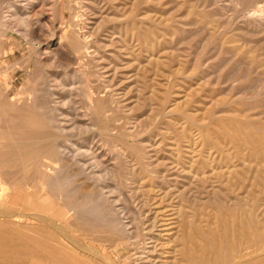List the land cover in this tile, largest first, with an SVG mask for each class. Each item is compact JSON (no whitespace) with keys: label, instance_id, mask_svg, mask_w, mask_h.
Returning <instances> with one entry per match:
<instances>
[{"label":"rangeland","instance_id":"rangeland-1","mask_svg":"<svg viewBox=\"0 0 264 264\" xmlns=\"http://www.w3.org/2000/svg\"><path fill=\"white\" fill-rule=\"evenodd\" d=\"M263 7L264 0H0V263L64 264L65 256L71 264H200L211 231L250 217L264 233V32L247 25ZM35 139L45 144L36 148ZM55 139L74 152L60 181H49L35 158ZM74 153L102 178L76 174ZM249 177L257 181L253 197L234 186ZM76 200L84 209L70 213L76 227L47 225L55 205ZM245 246L243 254L264 256L263 245Z\"/></svg>","mask_w":264,"mask_h":264},{"label":"bare ground","instance_id":"bare-ground-1","mask_svg":"<svg viewBox=\"0 0 264 264\" xmlns=\"http://www.w3.org/2000/svg\"><path fill=\"white\" fill-rule=\"evenodd\" d=\"M83 1V0H82ZM88 2H90V1H88ZM87 2V3H88ZM99 3V2H98ZM91 4V3H90ZM96 4V3H95ZM87 6H89V5H87ZM96 7V6H95ZM79 8H80V11H85L87 8H86V6H85V4H84V2H81V3H79ZM89 8V7H88ZM91 8V7H90ZM88 10V9H87ZM88 12H90V11H88ZM260 12V11H259ZM255 13V12H254ZM83 14H84V12H83ZM95 15V14H94ZM85 15H82L81 14V18H83ZM87 16V15H86ZM251 17V16H250ZM249 17V18H250ZM5 18H7V17H5ZM4 18V19H5ZM86 18V17H85ZM87 20H88V18H86ZM83 20V19H82ZM247 20V19H246ZM5 21V20H4ZM3 21V22H4ZM20 21V20H19ZM24 21H26V20H24ZM246 22V21H245ZM23 23H25V22H23ZM26 23H27V21H26ZM140 23V22H139ZM130 24V23H129ZM1 25V24H0ZM247 25L248 26H251V27H253V28H257V29H260L262 32H264V7L262 8V13H260V15H258V14H253L252 15V17L249 19V20H247ZM24 26V25H23ZM240 27V26H239ZM244 27V26H243ZM245 28V27H244ZM243 28V29H244ZM248 28V27H247ZM246 28V29H247ZM3 29V28H2ZM1 29V30H2ZM242 30V29H241ZM250 30V29H249ZM260 30H259V32H260ZM239 31H240V29H239ZM245 31H247V30H245ZM104 33V32H103ZM235 33V32H234ZM248 33V32H247ZM249 33H252L251 31L249 32ZM256 33V32H255ZM254 33V34H255ZM249 35V34H248ZM264 36V35H263ZM136 37V36H135ZM252 37V36H251ZM243 38V37H242ZM253 38V37H252ZM261 38V37H260ZM260 42V41H259ZM262 42V41H261ZM248 43V42H247ZM249 43H250V41H249ZM255 43H256V41H255ZM251 44V43H250ZM237 46H239V45H237ZM256 46H258L259 47V45H256ZM241 47H243V46H241ZM261 48V47H260ZM86 49V48H85ZM87 49H89V48H87ZM86 49V50H87ZM244 49H246V48H244ZM253 49V48H252ZM92 50H95V48L94 49H92ZM249 50V49H248ZM89 51V50H88ZM239 51V50H238ZM245 51V50H244ZM94 52H97L96 50L94 51ZM243 52V51H242ZM252 52H253V50H252ZM244 53H247V52H244ZM250 53V52H249ZM89 54H90V52H89ZM88 54V55H89ZM96 54V53H95ZM252 54V53H251ZM94 55V54H93ZM240 55H243V54H240ZM89 56H92V55H89ZM257 56V55H256ZM93 58V57H92ZM257 59V58H256ZM255 61V60H254ZM257 61V60H256ZM255 63V62H254ZM249 65H251V64H249ZM257 65V64H256ZM262 66H263V64H262ZM261 66V67H262ZM174 67V66H173ZM262 69V68H261ZM263 74V73H262ZM204 78V77H203ZM112 83V82H111ZM260 83V82H259ZM258 83V84H259ZM90 89V88H89ZM88 92V91H87ZM89 93V92H88ZM92 93V92H91ZM87 96V95H86ZM112 96V95H111ZM254 96V95H253ZM234 98V97H233ZM241 98H243V97H241ZM89 99H90V97H89ZM93 98L91 97V99H90V101L92 100ZM88 102V101H87ZM92 105V101H91V104H90V106ZM36 106V105H35ZM40 106V105H39ZM34 107V106H33ZM38 107V106H37ZM92 107V106H91ZM253 108V107H252ZM58 109V108H57ZM32 110V109H31ZM59 110V109H58ZM92 111V110H91ZM37 113V112H36ZM39 113H41V112H39ZM263 113V112H262ZM242 115V114H241ZM261 115V114H260ZM62 116V115H61ZM103 116V115H102ZM253 117H255V115L253 116ZM261 117V116H260ZM52 118V117H51ZM50 118V119H51ZM78 118V117H77ZM241 118V117H240ZM39 121V120H38ZM256 120H254V121H251V122H255ZM53 122V121H52ZM39 123V122H38ZM57 123H59V121H57ZM28 124V123H27ZM43 124V123H42ZM44 124H47V123H44ZM66 124V123H65ZM61 125V124H60ZM64 125V124H63ZM245 125H247V123L245 124ZM29 126V125H28ZM53 126V125H52ZM38 127V126H37ZM44 127V126H43ZM46 128V127H45ZM48 128V127H47ZM65 128H67V127H65ZM258 128V127H257ZM256 128V129H257ZM63 130H65L64 128H62ZM247 129V128H246ZM259 129V128H258ZM44 130V129H43ZM256 131V130H255ZM23 133V132H22ZM46 134V133H45ZM63 134V133H62ZM53 136V135H52ZM250 136V135H249ZM25 137V136H24ZM49 137V136H48ZM33 138V137H32ZM251 138V137H250ZM60 140H61V138H59ZM253 139V138H252ZM17 140V139H16ZM31 140V139H30ZM39 140H41V139H39ZM38 139H35L34 141H32V143H30L32 146H34V147H36V148H38V147H41V146H43L44 144H45V142H43V141H39ZM42 140H43V138H42ZM60 140H57V139H55V140H53L51 143H47L49 146H51V150L48 152L47 151V147H46V149H44L42 152H40V153H37V157L35 158V166H36V169H37V172H41L42 174H44L45 176H47V177H49V181H60L59 180V177H60V175H61V173H63V171L65 170V168H66V165L68 164H64L63 163V159H69L68 157H70V153H72V152H74V151H71L70 149H69V147L68 148H64L63 147V145H62V143L60 142ZM84 140V139H83ZM243 140V139H242ZM19 141H20V139H19ZM22 141V140H21ZM39 141V142H38ZM257 141V140H256ZM23 142V141H22ZM26 143H27V141H25ZM70 142V141H69ZM254 142V141H253ZM19 143V142H18ZM28 143V145L30 146V144ZM25 145V144H24ZM65 145H67L66 143H65ZM254 145V144H253ZM240 146V145H239ZM244 146V145H243ZM19 147V146H18ZM31 147V146H30ZM29 147V148H30ZM255 147V146H254ZM25 148V147H24ZM28 148V149H29ZM43 148H45V147H43ZM242 148V147H241ZM20 149V148H19ZM243 149V148H242ZM255 149V148H254ZM258 149V148H257ZM69 150V151H68ZM263 150V149H262ZM25 151V150H24ZM31 151V150H30ZM35 151V150H34ZM89 151V150H88ZM92 151V150H91ZM90 151V152H91ZM249 151H251V150H249ZM210 152V151H209ZM220 152V151H219ZM254 152V151H253ZM256 152V151H255ZM11 153V152H10ZM19 153V152H18ZM48 153L50 154L49 156H48ZM76 153H74V155H75ZM88 154V155H87ZM256 154H258V153H256ZM28 155H30V154H28ZM77 155V154H76ZM76 155L75 156H71L72 158V162H74V164L75 165H77V167H78V169H79V172L78 173H76V174H82V175H85L87 178V180L89 179H92V180H98V179H100V177L98 178V179H96L97 178V176H99V175H97L96 176V174L94 173V169H92V171H89L90 169V164H88V162H85V163H83L82 162V160L79 158V157H76ZM83 155H84V153H83ZM86 155L87 156H89V153H86ZM245 155V154H244ZM85 156V155H84ZM91 156H93V152L91 153ZM34 157V156H33ZM234 157V156H233ZM248 157V156H247ZM252 157V156H251ZM94 158V157H93ZM97 158H95V159H93V160H96ZM240 159V158H239ZM243 159V158H242ZM248 159V158H247ZM247 159H245V161L247 160ZM238 160V159H237ZM86 161V160H85ZM234 161V160H233ZM239 161V160H238ZM244 161V162H245ZM11 162V161H10ZM32 162H33V160H32ZM250 162V161H249ZM34 163V162H33ZM32 163V164H33ZM71 163V162H70ZM69 163V164H70ZM235 163V162H234ZM31 164V163H30ZM236 164V163H235ZM56 165H61V168L62 169H60V170H58V168H56V167H54V166H56ZM210 165V164H209ZM29 166V165H28ZM59 167V166H58ZM69 167H70V165H69ZM257 167V166H256ZM246 167H244V169H245ZM250 168V167H249ZM68 169V168H67ZM77 169V170H78ZM243 169V170H244ZM247 169V168H246ZM231 170V169H230ZM250 170V169H249ZM252 170V169H251ZM254 170V169H253ZM258 170V169H257ZM2 171V170H1ZM260 171V170H259ZM258 171V172H259ZM263 171V170H262ZM65 172V171H64ZM3 173V172H2ZM27 173V172H26ZM236 173V172H235ZM240 173V172H239ZM242 173H243V171H242ZM38 174V173H37ZM36 174V175H37ZM98 174H100V173H98ZM245 174H248V173H245ZM245 174H244V176H245ZM250 174V173H249ZM74 175V174H73ZM231 175V174H230ZM251 175V174H250ZM253 175V174H252ZM252 175H251V177H252ZM62 176H63V174H62ZM237 176H238V174H237ZM236 176V177H237ZM261 176H262V174H261ZM68 177V176H67ZM71 177V176H70ZM75 177V176H74ZM82 177V176H81ZM251 177H249L250 178V180L252 179V180H254L255 179V176H254V179L253 178H251ZM257 177V176H256ZM260 177V176H259ZM258 177V178H259ZM262 177H264V175L262 176ZM24 178V177H23ZM73 178V177H72ZM102 178V177H101ZM239 179L241 178L240 176L238 177ZM244 178V177H243ZM249 178H248V180H249ZM40 179H41V177H40ZM64 179V178H63ZM71 179V178H70ZM83 179V178H82ZM260 179V178H259ZM258 179V180H259ZM263 179V178H262ZM2 180V177L0 176V181ZM15 180V179H14ZM28 180V179H27ZM48 180V179H47ZM237 181V183L236 184H234V186L235 185H237L236 186V188L238 189V190H242V191H245L246 192V194L245 195H248L249 197H253V187H254V185H255V183L257 182V181ZM256 180V179H255ZM264 180V179H263ZM21 181V180H20ZM91 181V180H90ZM99 181V180H98ZM260 181H262V180H260ZM2 182V181H1ZM264 182V181H263ZM262 182V183H263ZM3 183V182H2ZM4 184V183H3ZM2 184V185H3ZM7 184V183H6ZM65 184H67V183H65ZM71 184V183H70ZM258 184V183H257ZM72 185V184H71ZM92 185V184H91ZM260 186V185H259ZM35 188H36V194H40V192H42V190L41 189H39L40 187L38 186V185H36V186H34ZM45 187V186H44ZM258 187V186H257ZM262 187V186H261ZM52 188H54V187H52ZM73 188H75L74 186H73ZM118 188V187H117ZM232 188H234V187H232ZM236 188H235V190L233 189V191L234 192H236ZM7 190L8 189H4V193L3 194H5V195H8L6 192H7ZM117 190V189H116ZM264 190V189H263ZM43 191H44V188H43ZM257 191V190H256ZM46 192V191H45ZM50 192V191H49ZM53 192V191H52ZM59 192H61V191H59ZM70 193H71V191H69ZM121 192V191H120ZM228 192H230V190L228 191ZM79 193V192H78ZM83 193V192H82ZM34 194V193H33ZM45 194V193H44ZM233 194V193H232ZM257 194V193H256ZM25 195V194H24ZM30 195H32V194H30ZM50 195V194H49ZM239 195V194H238ZM37 196V195H36ZM42 196V195H41ZM62 196V195H61ZM230 196V195H229ZM23 197V196H22ZM35 197V196H34ZM38 197V196H37ZM45 197V196H44ZM44 197L42 198V200L44 199ZM63 197V196H62ZM17 198V197H16ZM15 198V199H16ZM29 198V197H28ZM229 198V197H228ZM238 198H239V196H238ZM10 199V198H9ZM50 199V196H49V198H48V200ZM110 199V198H109ZM246 199V198H245ZM254 199V198H253ZM31 200V199H30ZM36 200H37V198H36ZM48 200L46 201L45 199H44V201L43 202H48ZM66 200H68V196H67V199ZM87 200V199H86ZM100 200H102V199H100ZM108 200V199H107ZM238 200H240V199H238ZM243 200V199H242ZM241 200V201H242ZM7 201V200H6ZM17 201H19L20 202V198L19 199H17ZM38 201H40V200H38ZM62 201V200H61ZM79 201V200H78ZM78 201L76 200V202L78 203ZM104 201H105V199H104ZM233 201V200H232ZM240 201V202H241ZM249 201V200H248ZM253 200H251V202H252ZM16 202V201H15ZM25 202V201H24ZM41 202V201H40ZM42 202V203H43ZM50 202V201H49ZM48 202V203H49ZM98 202H99V200H98ZM102 203H103V200L101 201ZM242 202H244V201H242ZM250 202V203H251ZM4 203V202H3ZM26 203V202H25ZM35 203V202H34ZM39 203V202H38ZM51 203V202H50ZM54 203V202H53ZM17 204H19L18 202H17ZM47 204V203H46ZM64 204V203H63ZM67 204V203H66ZM104 204V203H103ZM103 204H102V206H103ZM241 204H243V203H241ZM16 205V204H15ZM23 205H24V203H23ZM36 205H37V203H36ZM39 205V204H38ZM37 205V206H38ZM49 205V204H48ZM53 206H54V204H52ZM68 205H69V203H68ZM78 205V206H77ZM49 206H51V205H49ZM52 206V207H53ZM238 206V205H237ZM243 206V205H242ZM241 206V207H242ZM247 206H248V204H247ZM14 207V206H13ZM42 208H46V206H41ZM58 207V206H57ZM62 207V206H61ZM101 207V206H100ZM115 207V206H114ZM239 207V206H238ZM252 207V206H251ZM1 208V207H0ZM38 208V207H37ZM93 208V207H92ZM97 208V207H96ZM110 208V207H109ZM235 208V207H234ZM240 208V207H239ZM18 209V208H17ZM52 209H55L56 210V205H55V207L54 208H52ZM42 210V209H41ZM45 210V209H44ZM47 210H49L48 208L46 209V211ZM54 210V212L52 213L51 212V210H49L51 213H50V216L51 217H47L46 215H45V222H47V225L49 224V225H51V227H54V228H56L57 226H56V224H55V222L57 223H59V224H61L62 226H64V227H69L70 225H73V226H75L74 224H76V223H73L72 221H71V219H72V217L73 216H71V211L73 212L74 211V215H76L77 217H78V212L80 213V211H84V209H81V207H79V203L78 204H74V205H71V207H69V208H66V209H63V210H61V208H60V210H56L55 211ZM235 210H236V208H235ZM237 210H240V209H237ZM243 210V209H242ZM247 210V209H246ZM49 211H47V212H49ZM98 211V210H97ZM150 211V210H149ZM241 211V210H240ZM239 211V212H240ZM249 211V210H248ZM19 212V211H18ZM25 212V211H24ZM30 212V211H29ZM34 212V211H33ZM33 212H32V214H33ZM40 212V211H39ZM45 212V211H44ZM28 213V212H27ZM41 213V212H40ZM11 214H13V213H11ZM28 214H30V213H28ZM42 214H44V213H41V215ZM81 214V213H80ZM79 214V215H80ZM229 214V213H228ZM243 214V213H242ZM10 215V214H9ZM16 215V214H15ZM22 215H23V213H22ZM31 215V214H30ZM30 215H29V217H30ZM35 215V214H34ZM13 216V215H12ZM27 216V215H26ZM31 216H33V215H31ZM40 216V215H39ZM38 216V217H39ZM80 216H82V215H80ZM228 216V215H227ZM240 216V215H239ZM242 216V215H241ZM245 216V215H244ZM249 216V215H248ZM247 216V217H248ZM19 217V216H18ZM41 217H43V216H41ZM237 217V216H236ZM255 217V216H254ZM1 218V217H0ZM21 218V217H20ZM25 218V217H24ZM235 218V217H234ZM240 218V217H239ZM22 219V218H21ZM236 219V218H235ZM238 219V218H237ZM237 219L235 220V221H237ZM75 220V219H74ZM121 220V219H120ZM149 221V220H148ZM239 221V220H238ZM237 221V222H238ZM80 222V221H79ZM241 221H239V223H240ZM263 222V221H262ZM73 223V224H72ZM155 223V222H154ZM239 223H237L238 225H239ZM112 224V223H111ZM235 222H233V223H230L227 227H226V229H224V230H220L219 232H217V233H212V231H211V235L210 236H208L209 238L206 240V244H207V247H208V254L205 256V258L203 259L202 258V261L200 262V264H264V256H258V254L256 255V253H257V251L256 252H254V253H250V254H247V253H245L244 252V254H243V251L246 249L245 247V245L247 244V246L249 245V246H251L252 245V247L253 246H255V245H257V244H261V245H263L264 246V233H261V232H258V230H257V228H256V224H255V222L250 218V217H248L247 219H244L243 220V223L241 222V224H240V227L236 224ZM258 224H260V223H258ZM110 225V224H109ZM157 225V224H156ZM222 225V224H221ZM113 226V225H112ZM151 229L149 230V231H151V230H155L156 229V226H155V224H149L148 225ZM72 227V226H71ZM76 227V226H75ZM260 227V226H259ZM258 227V228H259ZM53 228V229H54ZM58 228V227H57ZM70 228V227H69ZM133 228V230H134V236H135V238L137 239L139 236H140V229H139V225H137V223H134V227H132ZM71 229V228H70ZM115 229L116 230H118L119 232H122V233H126L125 232V229H124V226L117 220V224L115 225ZM261 229V228H260ZM116 230H114V231H116ZM45 231V230H44ZM60 231V230H59ZM262 231H264V230H262ZM88 232V231H87ZM209 232V231H208ZM215 232H216V230H215ZM64 233V235L65 234H67V233H65V232H63ZM91 234V233H90ZM115 234V233H114ZM208 234V233H207ZM63 235V236H64ZM116 235V234H115ZM199 235V234H198ZM58 236H60V234L58 235ZM61 236H62V234H61ZM67 236V235H66ZM89 236V235H88ZM120 236V235H119ZM121 236H123V235H121ZM132 235H130V237H131ZM133 236V237H134ZM197 236V235H196ZM201 236V235H200ZM46 237V236H45ZM65 237V236H64ZM204 237V236H203ZM54 238H55V235H54ZM58 238V237H57ZM61 238V237H60ZM59 238V239H60ZM66 239H67V237H65ZM74 237L71 235V233H70V235H69V237H68V239H69V242L70 241H72L73 243H75L77 246H78V244L76 243L77 241H75L74 239H73ZM124 237H122V239H123ZM196 238V237H195ZM53 239V238H52ZM58 239V240H59ZM67 239V240H68ZM131 239H134V238H132L131 237ZM197 239V238H196ZM202 239V238H201ZM200 239V241L202 242V240ZM121 240V239H120ZM128 240V239H127ZM150 240H152V238H150ZM204 240V239H203ZM116 241V240H115ZM126 241V240H125ZM61 242V241H60ZM64 242V241H63ZM95 242V241H94ZM190 242V241H189ZM43 243V242H42ZM6 244V243H5ZM112 244V243H111ZM130 244V243H129ZM128 244V245H129ZM60 245V244H59ZM68 245V244H67ZM86 245V244H85ZM85 245H83V246H85ZM37 246V245H36ZM70 246H71V244H70ZM88 246H89V244H88ZM86 247L87 248V250L88 249H90V247ZM127 246V245H126ZM131 246V245H130ZM248 246V247H249ZM75 247V246H74ZM91 247H92V245H91ZM133 247V246H132ZM135 247V246H134ZM198 247V246H197ZM206 247V248H207ZM247 247V248H248ZM252 247H251V249H252ZM259 247V246H258ZM261 247V246H260ZM47 248H48V246H47ZM96 248V247H95ZM157 248V247H156ZM254 248V247H253ZM53 249H55V248H53ZM72 249V248H71ZM197 249H199V247L197 248ZM258 249V248H257ZM45 250V249H44ZM46 250H48V249H46ZM75 250V249H74ZM77 250V249H76ZM75 250V251H76ZM87 250H85V251H87ZM97 250V249H96ZM99 250V249H98ZM104 250V249H103ZM195 250H196V248H195ZM200 250V249H199ZM252 250H254V249H252ZM57 251V250H56ZM61 251V250H60ZM63 251H65V250H63ZM70 251V250H69ZM95 251V250H94ZM135 251V250H134ZM202 251V250H201ZM45 252V251H44ZM46 252H48V253H50L49 251H46ZM67 252V251H66ZM71 252V251H70ZM90 252H93L91 249H90ZM89 252V253H90ZM189 252V251H188ZM198 252H200V251H198ZM252 252V251H251ZM260 252H264V248H260V249H258V253L260 254ZM21 253V252H20ZM63 253V252H62ZM65 253V252H64ZM80 253V252H79ZM94 253H96V251L95 252H93V254ZM97 253L99 254V251H97ZM42 254V253H41ZM54 254H56V252L54 253ZM58 254V253H57ZM57 254L55 255V257L57 258L58 256H57ZM96 255V256H99V255ZM139 254V253H138ZM203 254V253H202ZM262 254V253H261ZM66 256L68 255V257L69 256H71V253L70 254H65ZM77 255H78V253H77ZM90 255H92V254H90ZM142 255V254H141ZM254 255H256V256H258V257H260V258H254V260L252 259L253 257L252 256H254ZM10 256V255H9ZM34 256V255H33ZM63 256V255H62ZM137 256V255H136ZM187 256V255H186ZM43 257V256H42ZM52 259H53V256H50ZM64 258L62 259V262L64 263V264H71V262H73L70 258L69 259H67L65 256H63ZM255 257V256H254ZM72 258V257H71ZM75 258V257H74ZM104 258V257H103ZM139 258V257H138ZM139 259H141V258H139ZM199 259V258H198ZM258 259V260H257ZM58 260V259H57ZM100 260V259H99ZM149 260V259H148ZM148 260H146V261H148ZM106 261V260H105ZM152 261V260H151ZM51 262V261H50ZM92 262H95V259H94V261H92ZM92 262H91V264H92ZM3 263H5V264H7V263H9V262H5V261H3ZM80 263V262H79ZM101 263H103V262H101ZM109 263V262H108ZM151 263V262H150ZM1 264V263H0ZM10 264V263H9ZM13 264V263H12ZM90 264V263H89ZM93 264H95V263H93ZM100 264V263H99Z\"/></svg>","mask_w":264,"mask_h":264}]
</instances>
